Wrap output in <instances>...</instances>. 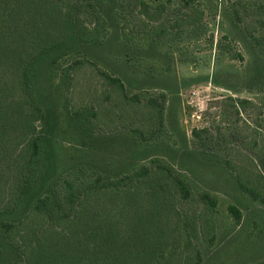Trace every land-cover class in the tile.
Segmentation results:
<instances>
[{"label":"rangeland","instance_id":"rangeland-1","mask_svg":"<svg viewBox=\"0 0 264 264\" xmlns=\"http://www.w3.org/2000/svg\"><path fill=\"white\" fill-rule=\"evenodd\" d=\"M198 2L204 12L199 25L169 35L162 46L151 49L146 46L147 41H141L130 47L133 60L142 58V69L137 72L117 62L121 50L115 42L83 48L80 53L90 62L70 72L71 80L60 83L58 92L66 93L71 88V105L85 107L88 114L95 111L96 116L89 117L91 136L86 138L88 134H77L70 125L67 127L60 101L59 124L51 131L52 143L60 164L70 166L84 161L115 176L142 165L163 164L189 183L191 196L181 200L176 193L167 195L160 202L165 201L166 208L143 201L123 207L111 205L100 211L110 225L94 228L111 227L116 235L115 245L129 255L146 252L142 249L147 241L137 233L141 230L151 240L149 257L158 259L161 251L153 241L164 239L165 258L171 261L168 263L163 256L159 264H188L187 257L194 258L191 264H195L198 256L199 264L262 262L264 89L248 86L252 50L244 34L231 26L224 11L227 1ZM220 41L229 43L230 50L216 46ZM96 67L115 75L122 73L127 96L108 87ZM60 72L62 77L64 73ZM133 96L139 102L131 100ZM148 97L163 103L162 126L143 105ZM238 99L250 104L233 106L231 102ZM194 129L199 135L193 134ZM237 177L259 195L252 197L247 193ZM146 186L148 183L143 185ZM202 192L214 198L213 208L199 199ZM229 205L240 211L239 221L230 213ZM88 214L89 210L82 216ZM32 223L41 226L42 221L36 217ZM90 226L78 227L86 230ZM89 232H84L87 238L82 240L81 248L71 242L73 236L78 237L76 233L42 235L36 245L32 243L28 256L31 264L92 262L86 242L105 238L109 230ZM103 243L113 245L112 238ZM33 252H39L37 257L31 258Z\"/></svg>","mask_w":264,"mask_h":264},{"label":"trees","instance_id":"trees-1","mask_svg":"<svg viewBox=\"0 0 264 264\" xmlns=\"http://www.w3.org/2000/svg\"><path fill=\"white\" fill-rule=\"evenodd\" d=\"M226 1L224 11L231 26L244 34L252 50L248 86L264 89V0ZM203 15L198 0H0V264H31L28 256L32 243L36 245L42 235L48 237L50 232H65L64 236L76 233L78 237L73 236L71 242L81 248L82 240L87 238L85 231L103 228H108L109 235L86 242L93 261L72 264H159L163 256L168 263L171 261L165 258L164 239L153 241L161 251L158 259L149 257L151 240L138 230L147 241L142 249L146 252L129 255L115 245L111 227H94L110 225L100 211L111 205L123 207L144 201L165 207L161 200L175 193L187 200L192 189L185 178L163 164L142 165L119 176L107 169L96 170L84 161L70 166L60 164L51 131L58 127L62 101L67 127L70 125L74 133L88 134L86 138L91 136L89 117L96 116L95 111L88 114L85 107L71 105V88L66 93L58 92L60 83L71 80L70 72L90 62L81 55L83 48L115 42L121 50L120 61H116L137 72L142 69V58H131L132 45L147 41L151 49L162 46L169 35L199 25ZM216 46L227 51L231 48L221 41ZM158 60L161 62V58ZM96 70L108 87L127 96L122 73ZM159 96L163 98V94ZM131 100L139 102L137 96ZM231 103L242 107L250 104L246 99ZM143 105L162 126L163 103L148 97ZM192 132L199 135L195 129ZM260 174L264 176V167ZM238 183L252 197L259 195L239 178ZM199 199L209 208L216 204L206 192L200 193ZM228 209L239 221L237 207L229 205ZM87 210L88 216L83 217ZM36 217L41 219V226L32 223ZM83 218L87 220L81 221ZM80 224L91 226L84 230L78 227ZM106 238H112L113 245L103 243ZM37 253L33 252L31 258ZM197 258L195 264L200 262ZM193 261L187 257L188 264Z\"/></svg>","mask_w":264,"mask_h":264}]
</instances>
